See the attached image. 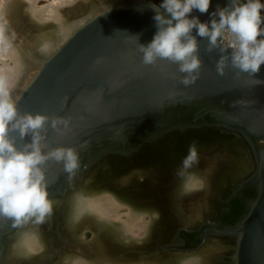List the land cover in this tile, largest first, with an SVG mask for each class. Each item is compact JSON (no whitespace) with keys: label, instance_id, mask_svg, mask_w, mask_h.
I'll list each match as a JSON object with an SVG mask.
<instances>
[{"label":"bare ground","instance_id":"6f19581e","mask_svg":"<svg viewBox=\"0 0 264 264\" xmlns=\"http://www.w3.org/2000/svg\"><path fill=\"white\" fill-rule=\"evenodd\" d=\"M160 2L0 0L1 93L6 92L16 103L44 63L77 30L106 10L133 7L154 11L151 7ZM228 3L229 0H213L209 13ZM209 13L194 11L191 15L208 21ZM119 56L124 60L131 58L127 54ZM35 57L39 60L38 67ZM177 123L165 126L171 128L165 134L154 136L160 127L146 137L129 135L121 139L109 146L111 151L102 153L103 160L95 164L88 163L89 158L80 161V168L67 176L66 181L61 178L65 172L63 163L54 160L61 171L57 174L50 170L51 178L59 175L50 194L52 213L43 223L30 220L0 231V264H224L217 254L221 250L226 256L236 240L237 258L241 231L236 232L235 240L204 238L195 250L173 249L174 245L157 258L152 254L174 241V233L182 226L197 225L204 216L217 221L221 212H227V222L236 221L230 227H240L251 201L260 193L259 176L253 175L258 171L261 153L251 149L244 136H231L207 127L186 128L182 120ZM135 144L136 152L126 155L127 149ZM192 145L197 148L198 163L189 172L201 178L204 187L185 193L183 178L177 173ZM59 185L63 187L60 189ZM250 190L254 192L251 199L246 197ZM236 192L240 202L232 201V193ZM164 208L169 209L171 222L165 221ZM240 211L245 216L237 217ZM86 230L92 232V239L87 240ZM202 232L205 234L204 228ZM28 238L35 242L34 251L25 246ZM155 239L160 241V247L154 250L150 247L155 246ZM147 247L152 251L146 253Z\"/></svg>","mask_w":264,"mask_h":264},{"label":"water","instance_id":"95a60500","mask_svg":"<svg viewBox=\"0 0 264 264\" xmlns=\"http://www.w3.org/2000/svg\"><path fill=\"white\" fill-rule=\"evenodd\" d=\"M154 15V11L133 7L111 8L86 23L44 63L16 101L18 112L41 113L67 121V128L61 125L54 129L50 122L46 126L45 151L72 148L81 162L89 158L91 164L103 160L102 153L111 151L109 146L121 139L129 135L146 137L160 127L154 134H165L171 130L165 126L172 123L177 126L178 120L184 121L186 128L207 127L227 135L244 136L251 149L261 153L258 171L253 175L259 176L260 193L247 205L239 230L217 223L202 227L204 233L213 231L219 236L241 231L238 264H264V145L257 144L264 140V84L257 85L254 80H264V65L253 77L231 67L219 75L216 71L219 49L209 52L208 39L197 37L203 66L199 79L185 86L178 65L167 60L155 65L143 63L139 47L147 45L157 31ZM119 54L131 58L120 59ZM122 112L127 113L120 115ZM10 135L18 147L32 140L31 135L20 140L14 131ZM132 148L127 149L126 155L135 150ZM44 168L51 194L59 175L51 178L50 172L58 174L61 170L54 160H49ZM69 175L64 172L62 180L66 181ZM14 226L11 220L1 221L0 231Z\"/></svg>","mask_w":264,"mask_h":264},{"label":"clouds","instance_id":"9594fccd","mask_svg":"<svg viewBox=\"0 0 264 264\" xmlns=\"http://www.w3.org/2000/svg\"><path fill=\"white\" fill-rule=\"evenodd\" d=\"M212 4L213 0H161L159 5H153L157 31L147 45L140 44L143 63L170 61L184 74L181 82L185 86L194 84L203 66L197 39L200 37L208 39L209 52L219 49V75H224L229 67L251 77L258 74L264 65V0H229L226 6H217L209 13ZM194 11L209 13L210 19L202 21L198 15H191ZM254 80L257 85L264 84V80ZM49 122L54 129L68 126L63 119L41 113L20 115L8 94L0 93V218L11 220L14 225L30 220L40 224L52 213L53 201L44 168L49 160L62 162L70 175L80 168L75 149L45 151L43 133ZM13 131L20 140L31 135V142L18 147L10 135ZM196 163L198 151L192 145L177 173L183 178L185 193L204 187V181L189 172Z\"/></svg>","mask_w":264,"mask_h":264},{"label":"rangeland","instance_id":"374dc122","mask_svg":"<svg viewBox=\"0 0 264 264\" xmlns=\"http://www.w3.org/2000/svg\"><path fill=\"white\" fill-rule=\"evenodd\" d=\"M36 58V57H35ZM37 59V58H36ZM37 61H39L38 59L34 62L35 63V65L38 67V66H40L39 65V63L37 62ZM37 62V63H36ZM38 70V69H37ZM139 76H141V74L139 75ZM137 87V86H136ZM138 91V90H137ZM0 93H1V91H0ZM136 93H138V92H136ZM129 98V97H128ZM120 113V112H119ZM127 112H122L120 115H125ZM141 113H143V112H141ZM146 114V113H145ZM127 133V132H126ZM156 135H158V134H154V136H156ZM153 136V135H152ZM232 136V135H231ZM151 137V136H150ZM257 144L258 145H264V140L263 139H260L259 141H257ZM135 146H136V144L133 146V148L132 149H136L135 148ZM251 148V147H250ZM131 152H133V151H131ZM134 152H136V151H134ZM123 154V153H122ZM242 186V185H241ZM251 192V193H250ZM250 193V194H249ZM249 193H248V195L246 196V197H248L249 199H251V197L250 196H252L253 195V191H249ZM233 194V196H231V197H233V199H232V201H234V202H240L239 201V199H238V192H236V193H232ZM240 204V203H239ZM242 205V204H241ZM242 206H244V205H242ZM242 206H240L241 207V210H242ZM169 209H166V208H164V212H166L165 214H164V216H165V221H167V222H171L172 220H171V217H170V215H169ZM221 216H220V218L217 220V221H215V220H213L212 219V217L211 218H209V216L206 218L205 216H204V218L203 219H201L200 221H198V224H199V227H198V224L196 225V224H194V226H182V228H180L181 230H179L177 233L175 232L174 234H175V240L174 241H172V242H168V243H166L165 244V247H164V249H166V247L168 248L167 250H164V249H159V245H158V242H160L158 239H155L154 240V245L155 246H151L150 248H153L154 250L155 249H159V251H157V252H155V253H152L153 255H155L156 257L155 258H157L158 256H161V255H163L164 253H166V252H168L169 250H171L173 247H174V245H175V247L173 248V249H178V248H181V249H184V248H188V249H191V250H195V248L197 249V248H199L201 245H202V243L204 242V240H206L207 238H214V239H225L226 237L227 238H232V239H237V234H223V235H216V234H214V233H205V234H203V228L204 227H202L203 225H208V224H225V226H229V225H233V224H235V222L236 221H229V222H227V218H225V217H229L228 216V214H227V212H221ZM236 215H237V217L239 216V217H241V216H245V214H244V212L243 211H240V212H237L236 213ZM224 218H225V220H224ZM227 219V220H226ZM5 220H8V219H5V218H0V222L1 221H5ZM223 220V221H222ZM222 221V222H221ZM51 222H52V220H51ZM193 227H194V229H193ZM188 228V229H187ZM201 229V230H200ZM183 234V235H182ZM194 236V237H191V236ZM85 236H86V238H87V240H90V239H92V237H93V235H92V232L90 231V230H86L85 231ZM184 236L186 237V238H184ZM187 237H189V238H187ZM234 237V238H233ZM199 238V239H198ZM205 238V239H204ZM204 239V240H203ZM190 241V242H189ZM236 242H237V240H236ZM236 242H234V245H233V249H232V251H230L229 253H226V256H224V254H225V252L224 251H221V250H219V254H217V256H218V259H221V261L224 263V264H235V261H237V258L235 257L236 256V249H235V247L234 246H236ZM175 243V244H174ZM190 247V248H189ZM236 248H237V246H236ZM149 248L147 247V251H146V253L147 252H151L152 250H148ZM235 249V250H234ZM164 251V252H163ZM221 251V252H220ZM223 252V253H222ZM221 253V254H220ZM220 261V262H221ZM237 264V263H236Z\"/></svg>","mask_w":264,"mask_h":264},{"label":"snow or ice","instance_id":"6c2138e0","mask_svg":"<svg viewBox=\"0 0 264 264\" xmlns=\"http://www.w3.org/2000/svg\"><path fill=\"white\" fill-rule=\"evenodd\" d=\"M35 242L32 240V238H28L25 241V246L28 248L29 251H34L35 250Z\"/></svg>","mask_w":264,"mask_h":264}]
</instances>
